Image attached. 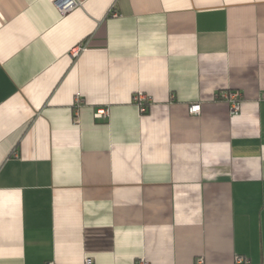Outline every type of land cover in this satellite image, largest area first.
<instances>
[{
	"label": "crops",
	"instance_id": "1",
	"mask_svg": "<svg viewBox=\"0 0 264 264\" xmlns=\"http://www.w3.org/2000/svg\"><path fill=\"white\" fill-rule=\"evenodd\" d=\"M77 2L0 0V264H263L264 0Z\"/></svg>",
	"mask_w": 264,
	"mask_h": 264
},
{
	"label": "built area",
	"instance_id": "2",
	"mask_svg": "<svg viewBox=\"0 0 264 264\" xmlns=\"http://www.w3.org/2000/svg\"><path fill=\"white\" fill-rule=\"evenodd\" d=\"M58 6L64 11L74 9L79 5V2L77 0H56ZM220 99L227 101L230 104V108L232 113H238L241 110V93L239 90H223L220 94ZM136 101L141 107L142 112L146 111V103L145 99L146 97L144 95H137L135 97ZM189 111L192 114H200L201 112V103L200 102H194L189 105ZM101 114H104V112H100ZM250 260L246 258L245 256H239L237 255L235 258V264H249ZM49 264H55L54 262H50ZM85 264H92L91 259L86 260ZM139 264H149V262L142 258L139 261ZM197 264H205L204 259L200 258L198 259ZM263 264H264V257H263Z\"/></svg>",
	"mask_w": 264,
	"mask_h": 264
}]
</instances>
